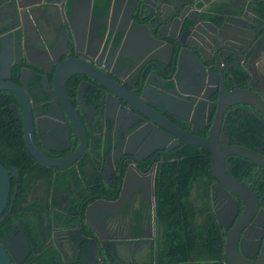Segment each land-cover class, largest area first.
I'll list each match as a JSON object with an SVG mask.
<instances>
[{
  "label": "flooded vegetation",
  "instance_id": "flooded-vegetation-1",
  "mask_svg": "<svg viewBox=\"0 0 264 264\" xmlns=\"http://www.w3.org/2000/svg\"><path fill=\"white\" fill-rule=\"evenodd\" d=\"M20 1L25 7L24 26L17 27L12 22L14 17L8 15L10 20L4 19L0 28V35L8 33L12 40L13 66L7 82L18 87L25 98V105H20L15 93L0 91L13 101L0 104V117L5 122L0 142L4 149L18 142L35 162L33 169L19 172L0 159L5 170L12 168L16 172L9 179L6 205L0 213V246L12 248L21 231L28 251L19 264H36L44 250L53 252L58 264H115L109 256L112 253L126 264H136L139 256L146 259L152 254L157 171L165 163L183 160L177 154L192 146L164 135L159 126L164 125L163 120L203 139L215 121L218 139L224 137L225 144L240 146L237 140L230 139L229 130L239 134L237 118L249 117L251 121L242 130L244 138L251 132L250 137L259 145L249 150L264 157V120L255 110L230 104L217 114L220 96L237 88L248 89L249 84L264 99L259 70L255 68L264 49L263 0H211L209 12L202 8L203 0H117L114 11L107 13L109 0L102 16L98 9L94 10V0H85L90 1V9L80 0L17 2ZM9 3L12 0H0V8ZM5 7L0 9L1 19L3 14L7 16ZM156 12L160 16L151 30L156 41L139 42L126 22L127 16L135 23H146ZM231 22L234 26L229 25ZM208 24L220 27L221 40L213 42L212 36L211 40L204 39L202 31L207 30L202 27ZM8 26L11 28L1 31ZM62 26L76 34V50L67 36L65 41L72 42L70 47L42 59L28 53L31 64L28 63L21 55L23 48L47 52L58 43ZM232 32L243 37L238 40ZM200 39H204L203 43ZM250 40L256 42L253 51L247 53ZM191 47L198 49L202 60L195 59L197 54H189ZM65 61L82 62L93 72L103 74L114 82L116 96L108 95L98 81L85 74L69 75L62 96L53 86V78ZM244 74L246 81L241 80ZM24 118L37 149L46 159L67 158L80 149L84 140L81 155L62 167L36 162L25 146ZM238 159L242 164L246 161L226 157L224 170L240 182L233 176L232 162ZM246 162L250 165L245 164L240 175L253 176L249 184H243L256 197L252 223L257 228L251 220L239 218L243 211L240 200L225 194L212 176L205 180L203 194L200 181L194 190L205 197L216 223L242 227L239 237L241 232L247 234L243 241L245 252L255 260L259 251H253L251 244L256 241L252 239L259 241V231L264 228V167ZM231 198L237 205L233 219L229 213ZM195 208L199 209V205ZM219 228L224 240L226 230ZM6 255L13 264L7 252ZM220 264L228 263L222 257Z\"/></svg>",
  "mask_w": 264,
  "mask_h": 264
},
{
  "label": "water",
  "instance_id": "water-1",
  "mask_svg": "<svg viewBox=\"0 0 264 264\" xmlns=\"http://www.w3.org/2000/svg\"><path fill=\"white\" fill-rule=\"evenodd\" d=\"M15 3H17L18 0H13ZM83 3V6L90 9L91 3L90 1L80 0ZM264 1V0H263ZM56 3H59L60 0H55ZM188 3V0H186ZM117 3V0H110L109 7L107 10V13L113 12L115 9V4ZM173 2H168V4L171 5ZM182 6V5H181ZM157 9V8H156ZM152 16L154 18L146 23H135L132 21L130 16H127L126 22L130 24V27L132 28V32L136 40L139 42L141 41H150L154 40L152 37V28L156 24V22L159 19L160 14L158 12L154 13ZM182 17V15L179 16V19ZM153 21V23H151ZM230 26H234V22L229 23ZM202 27V26H200ZM204 30H207L206 32L202 31L204 35L205 40H212L215 42L217 39L221 40L220 36V27L216 28L211 24L204 25L202 27ZM223 29V28H222ZM253 29V28H252ZM59 40L58 43L51 49H48L47 52L40 49V48H34V47H27L25 46L23 48V55L25 57V60H27L28 63L31 64L30 58L28 53H31V56L39 57L40 59L46 58V54H52L55 51H58L60 49H66L67 46L70 47L71 43H67L65 39L67 36H69L73 41V51L76 50V43L75 38L76 34L73 30L68 31L67 28L62 26L59 29ZM232 36L236 37V39H240L242 34L232 32L230 33ZM231 37V36H229ZM204 39H200V41L203 43ZM232 39V38H231ZM5 40V42H4ZM161 42V41H157ZM200 42V43H201ZM255 40L249 41L247 46V53H251L255 46ZM169 49V48H168ZM192 51H190L189 54H197L198 58L195 57V59L202 60L200 56V52L195 47H191ZM12 50V40L8 33H4L0 35V91H10L12 93H15L19 99L20 105H25V98L22 96L21 90L16 87L14 84L7 82L9 78V70L13 66L10 61V53ZM169 54V53H168ZM5 74V75H4ZM72 74H85L96 81H98L108 92V95L112 96L115 94L114 91V82H112L107 77L103 76L101 73H95L93 72L86 64L79 62V61H65L61 65H59L56 69V76L54 75L53 78V86H55L57 91L62 94L64 93L63 90V84L66 80V78L69 75ZM113 83V84H112ZM111 84V86H109ZM248 89H242L237 88L233 90L232 92L222 95L219 97L217 102V114L219 115L220 111L223 109V107L230 104H241L244 106L249 107L250 109L255 110L260 117L264 120V99H262L260 96H258L252 89L251 84H249ZM116 96V94L114 95ZM227 97V102H225V98ZM250 116L252 114L249 113ZM146 118V114L144 115ZM219 118V116H218ZM24 142L26 149L29 153V155L38 163L43 164L48 167H62L70 164L75 159H77L84 149V140H82L80 149L75 152L73 155L64 158L62 160H50L46 159L41 152L37 149L33 137H32V131L29 123H26V119L24 118ZM164 125L159 124L161 130H164V135H168L171 138H175L176 142L179 143L181 141L183 145H192L196 147H200L205 149L210 154V161H209V168L211 176L214 178L215 182L219 187L222 189L223 192L227 195L235 196L240 200L241 205L243 206V211L239 215V218L242 220L245 218L247 220H251V225L253 226L254 223H252L254 219V212L256 209V197L249 186L244 185L241 182H238L234 179H232L229 175L226 174L224 170V160L228 156H236L243 160H246L254 165H257L259 167H264V157H261L257 151L249 150L244 147H240L238 145H228L225 144L226 138L220 137L218 139V123L214 121L213 125L210 128L208 137L206 138H198L193 136L189 132L181 131L174 126L170 125L167 121H164ZM10 173V175H9ZM15 169L9 168L8 170H5L0 165V213L4 209L6 205L7 195H8V188H9V179L10 177L15 176ZM230 206V218L233 219L236 216L237 213V205L233 198H231ZM116 205L115 203H112ZM217 224L224 228L226 232L224 233V240L222 244L223 248V259L228 264H264V228H260V240H253L256 241L255 243H252L253 251H259V255L255 260H251L253 255L246 254L245 247H244V238L247 237V234L245 232H241V237H239V233L242 230V227L235 228L234 226L232 228H229V225H224L219 222ZM255 227V226H253ZM257 228V227H255ZM241 229V230H240ZM15 245L11 248L7 247L6 245H3L2 248L0 246V264H9L7 254L10 256V258L13 261V264H19L25 257V254H27L28 246L26 243V239L24 234L21 231H18V235L16 236V239L14 241Z\"/></svg>",
  "mask_w": 264,
  "mask_h": 264
},
{
  "label": "trees",
  "instance_id": "trees-1",
  "mask_svg": "<svg viewBox=\"0 0 264 264\" xmlns=\"http://www.w3.org/2000/svg\"><path fill=\"white\" fill-rule=\"evenodd\" d=\"M108 3L109 0L99 2L94 0V10L98 9L102 16L107 10ZM241 80L246 81L247 75L244 74ZM12 103V99L6 92H0V104ZM237 120L239 123L236 133L239 134L233 133L230 128V139L237 140L240 146L248 149L257 147L259 144L250 137L251 132L247 133L245 138L242 132L251 118L240 115ZM3 125H5L4 118L0 117V130ZM25 153L21 144L16 141L9 149H4L0 142V159L16 167L19 172L35 167V162ZM177 156H183L184 159L178 163H165L157 171L153 187L155 251L152 254L149 253L146 259L141 258L136 261V264H152L153 262L156 264H220L223 241L221 229L208 211L205 197L194 190L195 185L200 181L202 182L201 194H203L206 188L205 180L212 179L209 170V154L203 148L187 146ZM232 164L234 165L233 176L238 177L240 182L249 184L253 176L247 177L240 173L245 164H250L246 161L242 164L239 159ZM256 171L258 174V170ZM195 198H198L197 203ZM196 204L199 205V209L195 208ZM109 256L115 264H126L123 258L118 260L113 253ZM35 262L36 264H58L50 250L42 251Z\"/></svg>",
  "mask_w": 264,
  "mask_h": 264
},
{
  "label": "crops",
  "instance_id": "crops-1",
  "mask_svg": "<svg viewBox=\"0 0 264 264\" xmlns=\"http://www.w3.org/2000/svg\"><path fill=\"white\" fill-rule=\"evenodd\" d=\"M202 5V8L204 10H207L208 12L211 10V0H203V2L201 3ZM7 7L5 6H2L0 9H3L4 7L6 8V11H7V16L6 14H3L2 15V19L0 17V28L2 27V25L4 24L3 21L5 19L4 22H6L7 20H10V16L8 15H11L14 17V19L12 20V22H16V26L19 27L20 25L23 27L25 22H24V10H25V7H24V3H22V1L20 2H17V5L14 3V1L12 0V3H9L6 5ZM7 17V18H6ZM15 25V24H14ZM13 25V26H14ZM7 29H2L1 31L4 32L8 29L11 28V26H8V27H5ZM31 40L32 42L35 40L34 38H28V40ZM262 58H260V60H257L256 62V69L259 70V79H260V86H261V93L264 95V49L262 51V54H261ZM141 258H143V256H139L138 260H140Z\"/></svg>",
  "mask_w": 264,
  "mask_h": 264
}]
</instances>
